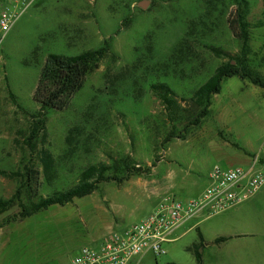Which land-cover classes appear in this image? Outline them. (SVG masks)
Wrapping results in <instances>:
<instances>
[{
  "label": "rangeland",
  "instance_id": "rangeland-1",
  "mask_svg": "<svg viewBox=\"0 0 264 264\" xmlns=\"http://www.w3.org/2000/svg\"><path fill=\"white\" fill-rule=\"evenodd\" d=\"M236 10L248 25L247 66L264 83V0H27L17 6L0 46V172L30 168L34 177L29 191L23 178L0 175V200L20 193L0 213V264H70L80 248H96L140 222L162 199L196 198L215 166L248 168L243 155H255L264 141V88L228 78L198 126L185 128L181 112L194 108L193 93L217 67L240 55L241 42L227 23ZM104 41L107 54L68 107L46 115L35 152L44 149L54 161L47 182L24 145L38 112L33 92L45 59L98 50ZM160 84L177 106L157 98L152 88ZM118 160L139 173L20 218L27 196L47 199L77 186L88 167ZM200 235H243L225 246L221 264H264V189L138 264H196L190 248L201 250Z\"/></svg>",
  "mask_w": 264,
  "mask_h": 264
},
{
  "label": "trees",
  "instance_id": "trees-1",
  "mask_svg": "<svg viewBox=\"0 0 264 264\" xmlns=\"http://www.w3.org/2000/svg\"><path fill=\"white\" fill-rule=\"evenodd\" d=\"M228 27L233 37L241 42L240 55L235 59L231 58L228 62L217 67L212 76L193 93L191 101L193 109L187 111L181 109L183 120L187 121L185 128L196 127L201 120L208 116L211 106V99L218 95L222 89V82L225 79L239 77L242 80H248L252 85L264 88V83L247 66V23L239 10L234 13V19L228 18ZM108 52V41L103 42V46L98 50L86 51L75 57H65L50 54L46 57L43 69L39 75L36 87L33 92V101L38 105V112L32 116L28 130V136L25 138L24 145L30 151L31 157L35 155L36 160L40 162L42 173L47 182H50L54 176V161L46 150L36 151V142L41 136L45 138V119L48 112L61 111L68 107L73 96L79 92L85 79L92 74L98 67L100 61ZM229 57L228 54H225ZM155 95L161 103L167 107L177 106L174 100V93L167 85L160 84L152 88ZM157 89V91H156ZM179 109V108H177ZM187 116L184 117V115ZM171 134L165 139V143L172 139ZM181 137V136H179ZM32 162V161H31ZM112 171V176L107 173ZM139 170L131 168V165L125 160H118L111 166H90L85 169L79 177V184L62 193H58L47 199H40L38 202L27 196L26 201L20 205V218L25 219L41 211L47 210L53 206H64L74 199H81L90 195L98 185L107 181H118L121 177L133 176L138 174ZM4 177H21L29 191L33 185L34 173L30 168H25L24 173L15 172L8 174L0 172ZM23 184V185H24ZM19 191L9 201L0 200V213L6 211L15 200L18 199ZM221 241V240H219ZM195 259L200 263V255L195 252Z\"/></svg>",
  "mask_w": 264,
  "mask_h": 264
},
{
  "label": "built area",
  "instance_id": "built-area-1",
  "mask_svg": "<svg viewBox=\"0 0 264 264\" xmlns=\"http://www.w3.org/2000/svg\"><path fill=\"white\" fill-rule=\"evenodd\" d=\"M27 0H0V46L16 19V8ZM264 189V141L248 168L215 166L206 188L196 198L181 202L162 199L140 222L111 234L98 247H82L70 264H130L145 253L165 254L163 245L188 220L218 215L245 203Z\"/></svg>",
  "mask_w": 264,
  "mask_h": 264
},
{
  "label": "crops",
  "instance_id": "crops-1",
  "mask_svg": "<svg viewBox=\"0 0 264 264\" xmlns=\"http://www.w3.org/2000/svg\"><path fill=\"white\" fill-rule=\"evenodd\" d=\"M245 155L246 154H244L243 157H245L246 162L249 163L250 158L253 155L252 154H248V156H245ZM207 220H210V218L201 217V218H196V219H191V220L186 221L173 232L172 237H171L172 241L169 243L177 242L178 240L182 239L187 234H189V232H191L192 230L198 229L201 222L207 221ZM190 223H193V224L191 225ZM244 237L245 236L243 235H235L234 237H218V238H213V239H203L202 235H200L201 250L198 252V254L200 255V263L198 264H221V260L227 257L228 255V254H225V246L228 245L229 242L232 241L233 239L240 241V239H243ZM239 243L240 244H237V245L235 244V247L243 245L241 242ZM198 247L199 245L194 244L190 248V251L194 259H195V252H197ZM146 254L147 253H145V255ZM143 255L133 259L130 264H138V261L140 260V258L143 257ZM196 264H197V261H196Z\"/></svg>",
  "mask_w": 264,
  "mask_h": 264
},
{
  "label": "water",
  "instance_id": "water-1",
  "mask_svg": "<svg viewBox=\"0 0 264 264\" xmlns=\"http://www.w3.org/2000/svg\"><path fill=\"white\" fill-rule=\"evenodd\" d=\"M145 6H146L145 3H141V4H140V7H141V8H144Z\"/></svg>",
  "mask_w": 264,
  "mask_h": 264
}]
</instances>
